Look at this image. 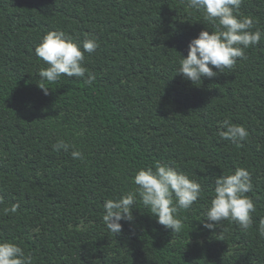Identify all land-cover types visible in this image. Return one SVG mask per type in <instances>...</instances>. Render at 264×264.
<instances>
[{
	"label": "trees",
	"instance_id": "obj_1",
	"mask_svg": "<svg viewBox=\"0 0 264 264\" xmlns=\"http://www.w3.org/2000/svg\"><path fill=\"white\" fill-rule=\"evenodd\" d=\"M239 13L264 31V0H242ZM207 27L188 0H0V242L33 264H264V39L194 85L177 68ZM53 30L98 40L85 53L92 84L41 80L35 48ZM225 119L247 139H221ZM59 139L84 159L55 151ZM158 162L203 189L179 212L181 232L158 224L137 197L134 220L112 233L105 200L134 191L136 172ZM237 168L251 174L252 227L225 220L206 229L214 178Z\"/></svg>",
	"mask_w": 264,
	"mask_h": 264
},
{
	"label": "clouds",
	"instance_id": "obj_2",
	"mask_svg": "<svg viewBox=\"0 0 264 264\" xmlns=\"http://www.w3.org/2000/svg\"><path fill=\"white\" fill-rule=\"evenodd\" d=\"M241 4L242 0H188L189 7L202 10L204 20L211 23L214 30L207 27L191 40L187 56L181 54L177 74L197 85L203 78L211 79L224 69L233 68L238 59H246L245 50L259 44L264 39V31L256 28L252 17L239 13ZM99 46L98 40L88 35L80 41L60 30L46 33L35 48V54L46 65L38 73L41 80L56 82L66 76L85 78L86 83L92 84L96 77L84 66L85 53L92 54ZM41 89L47 94L48 88ZM248 135L244 126L228 119L222 121L221 139L240 144ZM53 148L57 152L71 149L73 159H84L81 151L63 139H59ZM132 182L136 186L134 191L104 202L102 219L112 233L122 231V220H134L133 208L139 197L158 224L178 234L183 228L179 212L189 209L203 191L201 184L184 172L159 162L155 167L140 168ZM214 183V196L205 212L204 227L214 230L227 220L236 223L241 230L250 229L255 212L254 202L246 195L253 189L250 172L246 168H237L230 174L214 178ZM18 208L19 204H15L5 211L15 213ZM258 233L264 237V218L259 221ZM0 264H33V258L26 256L16 243L4 241L0 242Z\"/></svg>",
	"mask_w": 264,
	"mask_h": 264
}]
</instances>
